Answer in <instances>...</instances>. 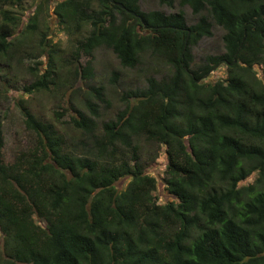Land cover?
<instances>
[{
  "label": "trees",
  "instance_id": "obj_1",
  "mask_svg": "<svg viewBox=\"0 0 264 264\" xmlns=\"http://www.w3.org/2000/svg\"><path fill=\"white\" fill-rule=\"evenodd\" d=\"M10 1L0 0L1 56L18 19L4 8ZM135 1L57 2L60 24L88 31L67 61L74 79L93 76L92 61L79 60L100 46L124 68L148 55L166 73L147 75L100 123L102 86H90L85 109L64 123L62 112L46 121L21 104L33 138L13 161L4 158L0 121V264H264V0H178L196 16L189 24L182 10L143 12ZM213 24L223 30V51L196 61L191 47ZM142 25L153 31L140 33ZM46 53L54 67L57 48ZM219 65L226 77L205 80ZM53 77L47 69L23 91L49 90ZM159 145L171 198L159 190L162 203L146 171L156 155L142 156V146ZM122 177L129 181L119 190Z\"/></svg>",
  "mask_w": 264,
  "mask_h": 264
},
{
  "label": "rangeland",
  "instance_id": "obj_2",
  "mask_svg": "<svg viewBox=\"0 0 264 264\" xmlns=\"http://www.w3.org/2000/svg\"><path fill=\"white\" fill-rule=\"evenodd\" d=\"M58 1L60 0H11L4 5V8L18 17L12 27L10 37L12 44L6 51L8 54L7 56L0 55V121L6 161H13L18 152L25 150L31 144L33 138V134L26 127L21 104L25 105L38 119L46 121L57 122L53 116L54 112H62L64 115L61 120L64 123L70 115L76 114V109H85L83 101L90 96L88 93L90 86H102L107 102L99 103L98 122L100 123L102 120L114 118L123 109L122 95L128 90L142 87L147 75L156 74L160 77L166 73V69L158 62H151L148 55L137 67L124 68L110 48L100 46L93 51L92 56L83 54L79 60L81 66L85 65L88 60L92 61L93 76L74 79L69 72L72 70V65H68L67 61L72 58L71 53L77 41L82 39L88 31L85 28L74 32L60 24L54 10ZM169 2L170 4L161 0H141L140 6L144 11L160 10L164 13L182 10L188 24L196 20L190 7L181 6L178 0H169ZM34 16H36V27L31 30L27 29V25ZM42 34L45 35L43 41L45 48L40 42ZM222 34V28L213 24L212 35L201 38L191 47L195 60L207 54L221 53L223 51ZM53 47L57 48L58 53L55 57V66L50 67L51 63L46 51ZM41 48L45 49V52ZM225 68L224 65H219L205 80L214 81L225 78ZM47 69L53 70L54 85L51 89L36 90L31 93L23 91L24 86L35 81ZM261 69V66H255L256 75L259 78L263 76ZM114 74L117 77L113 81ZM58 125L62 129L68 127L66 124L59 123ZM142 147L143 158L150 159L156 155L153 161L148 162L146 171L156 178L157 189L154 194L157 202L162 203L163 196L169 198L165 184L161 183L167 163L166 147L165 145L155 146L149 152H147L148 146ZM256 175L253 173L243 183L252 182ZM128 181V177H122L115 182V186L122 190ZM159 190L162 197H158ZM1 244L2 239L0 238V251L2 250Z\"/></svg>",
  "mask_w": 264,
  "mask_h": 264
},
{
  "label": "flooded vegetation",
  "instance_id": "obj_3",
  "mask_svg": "<svg viewBox=\"0 0 264 264\" xmlns=\"http://www.w3.org/2000/svg\"><path fill=\"white\" fill-rule=\"evenodd\" d=\"M111 2L112 3H116L117 5L120 3V2H114V0H111ZM121 4V3H120ZM135 4L137 5V7H138V9L140 10V11H143L144 12V10H141V6H140V4H141V0H137V1H135ZM119 6V5H118ZM182 6H188V7H190L188 4H185V5H182ZM121 7V6H120ZM121 8H123V6L121 7ZM190 9H191V7H190ZM149 11V10H148ZM128 12L129 13H131V12H134V13H131V14H133V15H135L141 22H142V19H141V16H140V14H138V13H136L135 11H133V10H128ZM191 12H192V9H191ZM171 13H175V12H166V14L167 15H169V14H171ZM193 13V12H192ZM118 17H120L121 18V15H118ZM193 23V22H192ZM217 25V24H216ZM143 27H141L140 28V26H137V29H138V31L140 32V33H144V34H148V33H151L153 30L151 29V28H146L145 27V25H142ZM219 26V25H218Z\"/></svg>",
  "mask_w": 264,
  "mask_h": 264
},
{
  "label": "water",
  "instance_id": "obj_4",
  "mask_svg": "<svg viewBox=\"0 0 264 264\" xmlns=\"http://www.w3.org/2000/svg\"><path fill=\"white\" fill-rule=\"evenodd\" d=\"M118 5H119V6H121V7L123 6V5H122V4H120V3H119ZM131 13H134V12H131Z\"/></svg>",
  "mask_w": 264,
  "mask_h": 264
}]
</instances>
